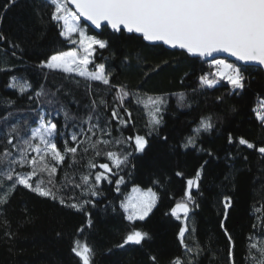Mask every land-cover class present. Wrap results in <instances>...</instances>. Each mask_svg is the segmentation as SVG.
<instances>
[{"label":"trees","instance_id":"obj_1","mask_svg":"<svg viewBox=\"0 0 264 264\" xmlns=\"http://www.w3.org/2000/svg\"><path fill=\"white\" fill-rule=\"evenodd\" d=\"M4 2L0 0V6ZM40 3L41 0H17V4L6 13L0 10V33L7 38V42H0V117L11 112L9 125L19 121L23 135L38 125L39 113L48 114L46 118L57 122L58 129L63 133L54 138L63 152L64 141L75 130L73 124L79 125L87 114L86 106L90 105L91 99L99 103V99L104 98L110 109L115 92L99 82H89L75 74L69 76L37 67L41 60L54 52L76 48L58 35L59 29L48 21L47 15L44 16L45 26H41L34 11ZM41 11L47 13L48 9L41 8ZM87 32L98 39L107 40L109 34L121 37L117 44L110 49L99 50L95 56V63H104L107 71L112 73L113 84H124L142 94L164 96L166 106L159 134L149 138L150 148L145 153L134 155V169L129 166L120 172L126 181L120 186V193L115 191L114 184L105 182L100 186L103 195L92 198L83 194L81 189L74 188L72 182L81 183L80 177L89 174L88 161L110 163L103 154L105 151H131L124 144L102 146L99 157L91 151L86 155L81 151L75 158L76 162H73L71 154H66L65 162L57 165L52 180L60 188L59 195L65 200L75 198L69 202L90 198L96 201L95 207H86L93 226L85 227L82 236L78 237L77 229L86 225L84 213L65 207L58 201L39 197L18 185L10 195L9 203L0 207V264H77V259L70 253L75 238L85 240L95 249V264H123L128 255L135 262L147 259V264H151L150 255L156 256L157 262L163 264H170L176 257L187 264L189 257L178 239L183 224L166 213L183 196L185 180L192 178L205 160L208 163L204 167L199 190L193 189L199 207L193 208L187 221L189 229L194 227L195 232L186 233V243L191 245L196 240L207 249L197 258V264H227L228 244L220 221L223 219L221 200L228 195L232 197L233 206L225 224L233 237L235 264H253L248 258V237L251 235L254 240L258 237L264 241V230L259 222L264 219V158L255 150L229 144L227 137L229 133L233 137L244 136L257 146H264V127L255 119L253 112L264 99L262 71L242 66L247 69L243 73L246 77L243 90L232 92L226 81L209 89L199 84L201 75L214 72L209 62L191 58L182 51L167 50L162 45L146 44L135 35L112 33L106 27L96 34L89 29ZM8 42L19 47L11 48ZM13 51L15 56L11 55ZM125 57H128L127 61ZM88 67L91 70L94 68L92 65ZM13 76L22 84H30L31 88L21 95L19 89L8 86ZM41 85L48 95L37 98L34 92ZM52 93L56 96L53 97ZM181 93L185 97L183 102L179 101ZM28 96L33 99L29 100ZM217 97L223 99L218 100ZM50 99L54 100L53 104L47 103ZM7 101H14V106H9ZM125 103L132 110L134 127L120 126L118 129L113 122L110 126L112 137L144 135L148 131L147 110L134 101L128 103V99ZM65 110L77 119L66 121ZM99 112L103 126L111 113L103 107ZM205 116H211L216 127L200 135L198 147L210 150L212 156L206 151L181 147ZM6 130L0 122V152L6 147L3 135ZM162 137H167V141ZM68 146H72L71 142ZM14 167L21 173L30 171L28 166ZM129 171L130 176L127 175ZM177 171H182L184 177H177ZM42 178L47 182L46 175ZM36 179L33 177V180ZM154 179H159L160 184H153ZM133 186L153 188L159 200L146 220L130 223L124 218L119 205ZM257 208L262 210L257 212ZM253 224L257 225L256 229L252 228ZM133 227L148 232L150 239L142 247L125 245L122 249L116 248L115 245L121 243L123 236ZM6 232L9 235H5Z\"/></svg>","mask_w":264,"mask_h":264},{"label":"snow or ice","instance_id":"obj_2","mask_svg":"<svg viewBox=\"0 0 264 264\" xmlns=\"http://www.w3.org/2000/svg\"><path fill=\"white\" fill-rule=\"evenodd\" d=\"M16 4L17 0H5L0 10L6 13ZM41 8H47L48 12L42 13ZM34 11L42 27L45 26L44 16L47 15L48 21L59 29L60 37L68 43L78 45L72 50L54 52L41 60L37 67L41 70H59L69 76L75 74L89 82H99L108 90L114 91L115 95L110 109L108 101L104 98L101 97L99 103L96 99H91L90 105L86 106L87 114L79 125L73 124L75 130L70 134L69 139L64 141L63 152L54 140L56 136L63 133L58 129L57 122L46 118L48 114L39 113L38 126L31 128L30 133L23 135L19 121L9 125L11 112L0 117V122L7 128L3 132L6 147L0 152V172L3 173L0 176V207L9 203V197L18 185L23 186L39 197L58 201L59 204L78 213H84L86 225L77 229L78 237L84 234L85 227L93 226L91 214L86 211V207H95L96 201L90 198L69 202L75 198L69 197L65 200L62 195H59L60 188H57L52 180L57 172V165L65 162L66 154H71L73 162H76L75 158L81 151L85 155L91 151L99 157L102 146L107 148L113 144H124L131 151H105L103 154L110 163L97 164L90 160L87 164L89 174L80 177L81 183L72 182L74 188L81 189L83 194L92 198L103 195L100 186L105 182L114 184L115 191L120 193V186L126 183L125 176L120 175V172L129 166L134 169L135 165L132 164L134 155L145 153L150 148L149 138L159 134L166 106L162 95L142 94L138 90L129 89L124 84L116 85L111 82L112 73L107 71L104 63H95V56L99 50L110 49L117 44L121 37L109 34V39L105 40L87 35L81 24V18L89 21L97 29L108 27L112 33L121 34L126 30L129 34H137V38L142 41L153 45H167L192 56L211 57L214 53H227L243 65L250 63L264 65V0H41ZM0 42H7L3 33H0ZM8 43L11 48L19 47L18 44ZM11 55L15 56L16 52L13 51ZM127 60L128 57H125V61ZM164 63L166 64L167 61ZM89 65H92L95 70L90 71ZM157 67L159 68V65ZM213 67L216 69L215 72L205 73L199 77L200 86L211 89L217 87L222 81H226L232 92L246 87V77L243 73L247 69L223 59H215ZM11 79L13 83L8 86L18 87L21 95L31 88L28 83L17 84L15 82L17 78L14 76ZM47 95L48 92L43 85L34 92L37 98ZM52 96L55 97L56 93H52ZM28 99L32 100L33 97L28 96ZM126 99L128 103L134 101L138 105L142 104L147 110L148 131L144 135L137 133L128 137L113 138L110 127L113 122L117 124L118 129L120 126L134 127L132 110L127 107ZM184 99V94H179V101L183 102ZM217 99L222 100L223 97H217ZM14 103V101H7L9 106H14ZM47 103L53 104L54 100L50 99ZM101 107L111 113L103 126L100 123L99 109ZM253 112L255 119L264 127V99L260 100ZM63 115L66 121L77 119L67 110ZM24 123L26 124L27 121ZM215 127L216 124L211 116L202 117L181 147L193 148L199 152L206 151L207 155L212 156L213 153L210 150H205L202 146L198 147V141L202 133H209ZM161 139L167 141V137ZM227 141L229 144L235 143L255 150L261 158H264V146H257L244 136L233 137L229 133ZM69 142L72 146H68ZM32 153L34 155H30ZM244 159L246 160L247 157ZM207 163L208 161L205 160L195 171V175L185 180L183 196L171 207L170 212L166 213L184 223L179 230L178 239L189 257L187 264H197V258L207 251L196 240L191 245L186 243V233L195 232L194 227L189 229L187 221L193 208L199 207L193 196V189L199 190L202 173ZM14 166L21 168L28 166L30 171L21 173L16 171ZM92 169L97 170L93 172ZM45 175L47 182L42 178ZM127 175L130 176L131 171ZM175 175L184 177L182 171L175 172ZM33 177L37 179L33 180ZM153 184H160L159 179H154ZM158 200L157 192L153 188L143 190L133 186L131 193L120 201L119 206L123 210L124 218L134 223L146 220L157 206ZM221 204L223 219L220 221V228L228 244L227 264H235L233 258L235 245L225 224V221L229 219V209L233 206L232 197L223 196ZM261 210L256 209L257 212ZM259 222L261 229L264 230V219H260ZM252 228L256 229L257 225L253 224ZM5 235L9 233L6 232ZM57 235L59 236L60 233ZM148 239H150L148 232L133 227L115 247L121 249L125 245L142 247ZM248 240V258L253 261V264H264V241H260L258 237L254 240L251 235ZM70 253L77 259V264H95L96 251L85 240L73 239ZM149 260L151 264H158L157 257L154 255H150ZM170 264H184V261L176 257Z\"/></svg>","mask_w":264,"mask_h":264},{"label":"water","instance_id":"obj_3","mask_svg":"<svg viewBox=\"0 0 264 264\" xmlns=\"http://www.w3.org/2000/svg\"><path fill=\"white\" fill-rule=\"evenodd\" d=\"M81 23L84 24V26H86L87 29H89L94 34L98 33L100 31V29H101V28L97 29L94 25H91V23L89 21H86L83 18H81ZM106 28L109 31L112 32V30L110 28H108V27H106ZM124 33L127 34V35H135V36H137V34H129V33H127L126 30L124 31ZM143 42H145L146 44H149V45H153V44H151L149 42H146V41H143ZM155 45H162L165 49L170 50V51L176 50V51L184 52L183 50L173 49V48H171V47H169L167 45H163V44H155ZM185 54H187V53H185ZM187 55L189 57H191V58L201 59L204 62H211V61H214L215 59H223L226 62L237 64V65L243 66V67H255V68L260 69L262 71L263 75H264V65H258V64H255V63H250V64H247V65H243L242 62L237 61L235 57H231L227 53H214L213 56H211V57H199V56H192V55H189V54H187Z\"/></svg>","mask_w":264,"mask_h":264},{"label":"rangeland","instance_id":"obj_4","mask_svg":"<svg viewBox=\"0 0 264 264\" xmlns=\"http://www.w3.org/2000/svg\"><path fill=\"white\" fill-rule=\"evenodd\" d=\"M83 27H84V29H85V32H86V34L87 35H90L88 32H87V27L86 26H84V25H82ZM90 36H92V35H90ZM78 47V45H76V48ZM72 50V49H71ZM89 70L90 71H94L95 69L93 68L92 70H91V68H89ZM55 71H59V70H55ZM61 72V71H60ZM17 84H22L21 82H19V80H16L15 81ZM12 83H13V81H12ZM17 89H19L18 87H17ZM38 126V125H37ZM132 188L133 187H131V189H130V191H129V193L128 194H130L131 193V190H132ZM143 190H146V189H143ZM181 221V223L183 224V226H184V223L182 222V220H180ZM127 259V260H126ZM125 262L123 263V264H147V259H144V260H142L141 262H135V261H132L133 260V258H132V256L131 255H128L126 258H125ZM158 264H163L161 261H158Z\"/></svg>","mask_w":264,"mask_h":264},{"label":"built area","instance_id":"obj_5","mask_svg":"<svg viewBox=\"0 0 264 264\" xmlns=\"http://www.w3.org/2000/svg\"><path fill=\"white\" fill-rule=\"evenodd\" d=\"M214 62V61H213ZM213 62H210L209 65L214 69V72L216 71V69L213 67Z\"/></svg>","mask_w":264,"mask_h":264}]
</instances>
